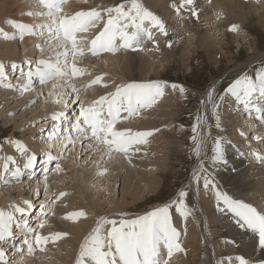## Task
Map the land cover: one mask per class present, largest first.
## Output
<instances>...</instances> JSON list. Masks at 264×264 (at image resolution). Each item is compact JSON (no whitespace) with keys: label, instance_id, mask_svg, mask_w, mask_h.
<instances>
[{"label":"bare ground","instance_id":"obj_1","mask_svg":"<svg viewBox=\"0 0 264 264\" xmlns=\"http://www.w3.org/2000/svg\"><path fill=\"white\" fill-rule=\"evenodd\" d=\"M114 1L115 0H74V2L71 1L70 3L67 4V6L64 7V12L69 15H73L78 11L90 10L95 7L106 8L112 5L115 6L116 4H113ZM32 2L37 8H30V7H34ZM142 2L151 11H153L155 14L160 16L161 19L164 20L166 28L168 30V35H164L163 33H160L158 30L153 29L154 38L152 40L145 39V41L140 46L133 48H124L121 46L118 49V52H121L120 53L121 55H116L117 53L116 51L114 52L103 51L101 54L90 55L83 50V55H87V56L82 57V55H78L76 58L78 59L76 60V63L80 66V68L85 70L84 71L85 75L81 76L79 79H76L78 82L84 84L78 86L80 88L79 99L84 98V97L82 98L81 95H84L85 100L88 101L91 99H98L101 96L108 95L109 93H113L115 92L117 87H114L115 90H111L112 89L111 87L116 85L115 84L116 81L117 82L119 81L121 83L119 85L131 84V83L157 82L153 80L154 77L149 73L147 75L143 74L148 68L149 63H151L150 62L151 59L154 60V63H156L158 67L159 66L162 67L160 71L153 69L156 77L162 76L163 73L161 72V70L167 69L166 67L168 66L170 67L173 65L176 66L180 64L187 65L188 61L192 60L196 56L198 50H202L205 53V56H207L210 60H213V63H218L219 60L216 59L217 57L215 58V55H217L218 53L220 54V52L224 53V51L226 54H228L227 50L225 49L228 47V44L225 42L227 40V37L230 38V36L233 35L232 36L233 38H238L236 37L237 35H235V33L228 34L229 27L223 28V23L224 24L226 23V25L229 26L228 17H230L231 19L235 18L234 21L241 22L243 24V27H245L246 23L256 18L258 24L264 27V1L260 5H256V3H260L258 0L252 2L248 1V3L247 1L244 2L242 0H212L211 3H209L207 0H196L199 19L195 17H191L187 12H182L179 15L176 13L175 9L172 7V4L175 3L179 5L181 0H142ZM100 3L103 6H99ZM39 8L40 6L36 3V0H0V30H3L4 33H8L9 35H15L16 38V36H19L18 30L15 27H13L10 21H16L27 25H37L39 23H45L46 18L43 16H38L36 18V16L28 15V13L35 12L37 11V9L38 12L44 11V9L41 8L39 9ZM218 9L225 10V12L227 13V18L223 17L221 19L219 15V12L221 10L218 12ZM180 15H183V17H180ZM214 23L216 24L214 28L215 30H217L216 35L217 36L219 34L222 35L220 38H218L217 41L216 38L214 39L215 34L211 27V24ZM183 25L185 26L186 29L192 31L191 32L192 36L189 38V46L185 45L184 43L185 38L181 36V33L183 32V28H182ZM102 27L103 24H101L96 29H90L89 32L84 33L83 35L84 38H94V34L97 33L99 30H101ZM239 33L243 34L240 31ZM243 35L239 38L240 40L242 38L245 39L246 37H248V34H246V32ZM47 39H48L47 33H45V35L41 37L39 35L36 36V35L26 34L23 37V41H22L23 42L22 45L25 48V51L22 52L23 55H21L19 54L21 52V49L19 48L17 39L16 41L14 40L12 41V39H10L11 40L10 41L9 39L5 38V36L0 35V63H3L5 65L6 73L7 75L9 74L8 79H11L9 81L13 85H16V87H12V88L6 87V89L0 93V102L11 101L10 98L12 97V95L18 93L19 96H21V99L17 100V103H15L16 104L15 107L16 106L19 107L21 103L22 106H27L28 102H31V99L28 98L29 96L31 95L38 96V93L41 91L42 87L37 89L36 91L35 90L32 91L31 93L24 92L23 94L21 93L20 88L18 90L16 89L18 88L17 86L21 85L22 83H25L24 78L20 76V70L23 69L21 67H24V69L27 71L29 67H32V65L33 64L35 65L36 63L35 60H32L34 59L32 55L40 52L39 53L40 55L37 60L39 61L41 59H45L44 57H49V58L51 57L54 59L57 52L62 51L55 49L53 46L54 42L52 41L50 46L48 45L49 48L47 49L43 48V51H41V49L40 50L37 49L39 48L38 47L39 45H42V42L44 44L47 43L46 41H50ZM181 43L183 44V46L180 45ZM256 47H257L256 44H254L252 46V49L255 50ZM193 49L196 50L193 51ZM257 52L259 53V51ZM102 54L105 55L100 56ZM262 55L264 57V52L258 55H254V56L252 55V57L246 60L243 64L241 65L238 64L237 69L247 71L249 68L252 67L253 63L256 60H258V57ZM96 56H100V57L94 58ZM220 56L222 55L220 54ZM30 59L32 61H30ZM84 59L85 60L87 59L94 66L88 67L90 66L88 65L85 67L83 66V64L82 65L79 64V61L81 62ZM29 62L32 63L29 64ZM227 63L229 64L230 61ZM13 64L18 65L19 67L14 70L12 68ZM87 71L88 72L90 71L88 75L86 74L88 73ZM97 77L100 78V82L97 84H91V82L95 80ZM76 80H73L72 82L75 83ZM111 81L113 84L109 86ZM110 90L112 92H109ZM186 90L188 89L186 88ZM48 91H49V87L43 86V94ZM219 91H220V85L216 83V86H214V88L209 92V94H211L212 97L211 100L208 99V103H207L209 114L211 113V106L216 103V99ZM178 94H179L178 90H173L172 88H170V86H167L164 89V95L160 97L153 106L149 108L141 109L139 114L135 115L132 119H130L131 121L127 122L124 126L122 122L118 123V127L123 126L120 129L130 128L134 132L147 131V132H151L152 135L146 137V141H147L146 143L134 145L130 149L127 155L113 152L111 158H108L107 156H103L102 161L105 162L104 164L105 168L107 166H110V168L112 167L113 170H116V168H121V165H123L124 168L127 169V173L124 178L123 199L121 200V202H117V204L113 206H111L112 203H110L111 208L107 210L106 213H101L94 210L93 207L95 206V204H97L96 206L99 207L98 204L100 202V199L99 197L94 199L93 198L94 192L92 191L93 189H91V187H85L86 185L85 177H87L89 180V178H91L90 175L91 172L88 171L80 172V170L76 168L77 166L71 168L69 171L70 173H68V178L71 181L69 184H67L65 180L64 181L62 180L63 182H65L66 187L70 189V193H67V191H65V188L60 190V186H61L59 185L60 183L59 184L57 183L59 186L57 187L58 188L57 192L51 193L50 187H48L47 192L45 191L39 192V194H41L42 192L44 193V200L46 201L48 199L49 203H51L52 200H54L57 196H59V193L61 192L67 193L66 196L61 198L62 200L60 199L52 204L54 207V210L52 211H54V213L52 212L53 214H50L46 217L47 223L46 226L42 229V233L46 236H49L57 232H63V233L67 232L70 234V236L68 238V235H65L64 237L60 238L59 240H62L63 242L61 241L62 243L59 244V245L62 244V246L59 247L60 249L59 248L57 249L59 251L56 250V252L52 254H48L46 258H45L46 252L54 251L53 248L55 247L56 241L48 242L46 245H44L45 250L47 248L49 250L47 249L46 252L45 250L41 251L37 255V258L40 259L37 258L34 259L33 264H48L47 261L48 258L50 257L58 259L59 263L62 262V264L65 263L76 264L79 258L81 245L83 244L85 238L88 237L93 232V229L96 228L98 222L101 220L102 217L109 216L110 220L112 219L120 220L119 219L120 217L118 218V216H121V214H130L136 211L127 208H133L137 206L138 204L137 202L141 198L142 199L144 198L143 200H147L146 198L147 194L139 196L140 188L138 187V184L141 181H145V183H147L146 186L148 189L146 192L150 193L147 196L151 195L152 192L157 193L160 190L161 186L165 183V181H163V178L167 175L168 172L171 173V170L176 169L175 167L178 165V164L176 165V160L179 153V147H178V143L168 135L169 132L162 131V133L159 134L160 131L157 129L164 124L171 125L172 123H174L172 122L173 120H175L174 118L169 119L167 122L164 121L163 119L165 118L166 115H170V114H172V117H174L176 115V112L181 109L182 103L175 102V98L177 97ZM209 94L207 98L209 97ZM227 94L230 97L231 95L230 93L227 92L224 94L225 95L224 97L228 100L229 105L222 103L223 105L218 111L221 130L219 131L218 127H215L214 130H216V133L215 134L211 133L208 135L206 139V144L204 145V150L207 149L211 155L212 149L214 147L213 145L211 149L210 147L211 143H213L214 139L216 138H222L225 144L226 155L228 157L229 164L227 168L223 167L225 169L224 171H220V169H218V172L217 171L214 172L216 181L218 182V187L221 189V191L227 192V194L230 195L232 198L242 200L245 203H250L254 207L261 209L264 208V162L255 159V160H250L251 161V162L249 161L250 165L249 164L247 165V162L241 160V155L239 153H243L244 151L246 154H248V152H251V154H254L255 156V154L258 153L256 150L248 151L247 149H251V148L264 149V125H261L263 127H258V126L253 127V131L256 134H258L259 137H261V140L255 141L253 145L250 146L249 144L246 145L242 144L241 141L243 140V136L247 137L246 141L248 143H252L250 140L251 136H247V133L251 132L250 128L252 125H249L248 120H246L243 125L245 127L240 126L238 129L235 127V126L238 127L236 123L237 122L240 123L242 117L240 113L236 111L234 105L235 104L234 99L232 97L230 98ZM43 99H44L43 105L47 108L58 104V103L55 104L53 99L51 98L47 99L43 97ZM241 107L245 112L243 105H241ZM61 111L64 110H61V108L59 107L49 109L45 114L48 115V117L44 119V122L38 124H40V127H42L43 123L45 124L47 119H52V116L54 114ZM37 114L38 113L31 114L30 117L24 114L26 117H28V120H24V122L29 123L30 125L33 124L32 121L34 119L33 118L31 119V117ZM24 115L19 116L18 118L15 119V123L19 124L20 127L22 126V123L21 122L17 123V122L18 120L25 117ZM1 118L2 117H0V119ZM4 124L7 125V122L4 121ZM36 127L31 126V129L27 128V131L30 132L29 135L35 133L34 131ZM235 133H237L236 137H235ZM241 133H243V135H241ZM29 141H31L30 143H37V141L28 139L27 142ZM50 141L52 143V145L50 146L53 147V145H55L54 147L56 149H59L60 151V148L58 147L56 142L52 140ZM227 141H231L232 145L227 144ZM83 145L86 150V152L83 155H86L88 151L92 150V148L88 147V142L86 140L83 142V144L77 143L75 147L71 146L70 151L74 153L77 148L78 149L80 147L82 148ZM0 147L3 148V150L0 152V157L12 156L16 153L15 150L16 147L15 149H13L11 146L5 147V145H2ZM48 149L50 150L48 152L51 153L53 152L51 151L52 148H48ZM237 149L239 150V152L237 151ZM144 150L145 151L154 150L155 153L154 157H150L149 152H144ZM102 154H103V149H101L95 155V158L93 160L96 162L97 168H99V164L97 160L102 159L101 158ZM261 155H264V152H262ZM42 157L40 158L39 161L42 160ZM87 158L88 157L85 158L86 159L85 161H88ZM150 159L153 160L155 159L161 162H158L157 165L154 161L151 162ZM20 161H21L20 166L22 167V164L26 162L25 157H24V161L23 160ZM0 162L2 165L4 164V161L2 159H0ZM196 162L198 163L197 164L195 163L193 165V170H192L193 172L196 171L199 167L200 157H197ZM150 164H156L157 167L155 166L156 168H154L149 172L147 170L145 171L147 167L149 168L151 166ZM182 164L183 163H181V166ZM237 165L240 167L236 169ZM251 168H254L260 172L250 175L249 170ZM111 176L117 177V174L112 173ZM136 176L140 178L136 179L133 188L130 190L129 189L130 184L132 183L134 178H136ZM231 176H233L232 181L230 180L231 181L230 183H226L229 177ZM63 178L64 177H62V179ZM256 178H258V180H255ZM58 179L54 181H58ZM34 181L36 182H34V184H32L31 186L27 183V181L21 182L20 183L21 185L20 184L18 186L16 185V187L14 188V192H18L19 194L18 198L16 199L12 198V193L14 192H11L9 188L0 190V209L9 210L10 205L18 203L16 200H20L21 202H23L24 200H28L26 198V195L24 194L26 189L30 191V193L32 192V194L37 195V190H39L38 187L39 181H37V179H35ZM102 181L99 180L96 186L97 187L96 189H98L100 192L103 191V186H104L101 183ZM201 183L203 185V181L202 182L200 181V184ZM194 184L195 182L193 181V174H192L188 185L190 186L189 187L190 191L188 190L189 192H188V196L186 197V203L189 205L193 214L189 215L187 220L183 219V221L181 218L182 216L180 214H176V216L173 215L174 217H172L173 223L178 226V230L181 233L180 242L182 247L185 249V251L175 253L171 258L170 264H214L215 262L218 261L220 262V258H222L221 261H224L227 257L233 255L235 251L237 255H245L246 258H251L254 260L264 259V252H262V250L259 247L253 246L254 238L250 237V234L246 232L244 229H240L238 226H236L234 221L229 218V215H225L218 211L216 193H214L215 194L214 200L212 199V197L210 199L208 197L206 201L205 197L201 198L198 197V195L193 194L194 192L193 190L195 187L193 186ZM220 184L222 185V187ZM2 187H3V182L0 181V189H2ZM196 187L198 188V186ZM195 190L198 191L196 188ZM87 191L88 193H86ZM213 191L215 192L214 189ZM84 194L86 196H83ZM129 197L133 200L132 204H130L129 202ZM38 200L37 202H41V200L43 199L41 200L38 199ZM209 200L212 201L210 207L208 206ZM66 202H69L68 208L65 206ZM35 207L32 211L37 213ZM100 207L103 209L102 202L100 204ZM76 209L83 210V212L86 213V218L81 220L79 219L78 223L70 224L72 220L66 219L68 214H64V213ZM174 211L175 209L172 210V213ZM132 216L134 217V215ZM133 217H131V219H133ZM121 218H126V216ZM50 224H53L52 225L53 227L51 226L52 227L51 229L49 228ZM209 225H211L212 227L211 238L213 241L206 240L207 230ZM106 226L107 228H109L111 225H106ZM14 231L16 230L14 229ZM17 236L19 237L16 242L20 240L22 241L21 243H23V239L25 238L23 234L17 232L16 237ZM232 241L235 242L233 245L231 243ZM15 246L11 247L8 241L7 245L5 246V250L9 248V251L13 250L14 252L12 255H17L18 252L15 250L16 248ZM65 246L67 248H70V251L66 252V254L62 253L64 251H67V250H63V247ZM12 255L9 253V256ZM15 257H14V262H12V264H23L25 262L24 254H22L18 259Z\"/></svg>","mask_w":264,"mask_h":264},{"label":"snow or ice","instance_id":"obj_2","mask_svg":"<svg viewBox=\"0 0 264 264\" xmlns=\"http://www.w3.org/2000/svg\"><path fill=\"white\" fill-rule=\"evenodd\" d=\"M66 2L67 0H36L44 11L30 12L28 15L43 16L46 18L45 23L27 25L10 21L18 30L20 39H23L26 34L43 36L46 32L48 40L54 42V48L62 50L57 52L54 59L51 57L41 59L35 63L34 68L29 67L27 71L20 70V76L26 80L19 86L22 94L34 91V81H38L41 86L49 87L48 97L54 98L56 103L65 108L69 106L72 99L70 93H76L75 99L79 100V89L72 81L74 77L83 75L85 71L76 64L77 56L83 55L81 45L86 42L82 34L89 32L90 29L98 28L101 24L103 27L94 34V38L90 41L94 55L103 51L114 52L121 46L124 48L138 47L145 39L154 38L153 29L168 35L164 20L151 11L142 0H125L113 7H95L78 11L73 15L64 12L63 5ZM172 7L178 15L187 12L191 17L199 19L196 0H181L179 5L173 3ZM237 27L232 25L230 30L236 31ZM0 35L7 39L15 38V35L4 33L3 30H0ZM38 47L43 51L42 45ZM18 67L16 64L12 65L14 70ZM99 82L100 78L97 77L91 84ZM0 86L16 87L8 80L3 63H0ZM167 86L165 82L159 81L118 86L115 92L101 96L87 107H84L81 102L80 111L74 117H70L65 111L58 112L52 116L57 123L49 132L48 139L55 141L61 151L66 150L69 145L75 147L77 143L83 144L86 140L88 147L93 151L103 149L102 159L103 156L111 158L113 152L127 155L134 145L146 143V137L151 136L152 133L134 132L130 128L120 129L118 122L121 119L126 120L138 115L141 109L153 106L164 95V89ZM171 88L178 90L181 94L186 91L183 86L177 84H172ZM226 92L234 96L249 115L256 113L257 119L264 123V105L261 104L264 100V62L254 73L245 71L238 76ZM42 95L43 87L38 93V96ZM211 98L209 94L208 99L211 100ZM218 98L223 99L222 96ZM217 107L218 105L214 104V109ZM122 113L126 115L122 117ZM216 119V127L219 128V115ZM201 131L202 117L197 116L196 125L192 128L194 135L191 139L193 152L200 157V164L193 172V181L198 186L202 180L204 189H215L218 211L229 215L236 226L248 232L250 237H254L253 246L259 247L264 252V208L258 209L250 203L234 199L227 192L221 191L214 172L221 167L227 168L229 164L225 144L222 138L214 139L212 154L207 156L204 151L206 139L200 135ZM260 138L257 137V139ZM9 143L15 144L21 157H26V162L21 167L12 156L0 157L4 161V171L0 173V181L8 185L11 180L20 182L25 175L28 179H32L36 175L33 169L38 159L37 154H29L28 147L19 140L9 141ZM227 144H231V141H227ZM237 151L239 152L238 149ZM239 154L244 155V153ZM255 155L257 159L264 162V155L258 153ZM44 156L46 164H51L58 159L51 152H45ZM206 156L212 171L205 166ZM9 164L17 166L11 170ZM56 170L63 171L59 163L56 164ZM106 173L105 168L100 174ZM45 181H47V176H45ZM44 191H48L47 182ZM37 195H39V190H37ZM66 195L67 193L61 192L55 199ZM187 196L188 191L181 189L175 200L134 219L121 218L117 221L102 217L81 245L76 264H170L175 253L185 251L180 242L181 233L173 225L172 210L175 209L187 220L188 216L193 214L186 203ZM53 203L55 200L47 205L40 204L42 215L37 228L32 227L27 218L30 210L35 207L31 200H24L22 204H12L9 210L0 209V264H12V261L7 258L5 246L9 240L16 238L14 227L24 235L23 243L27 246L29 253L34 251L36 245L41 246L43 251L45 250L43 246L48 242H55L67 235L63 232L49 236L40 233V229L46 226V217L53 214L51 212ZM124 215L126 214H121L122 217ZM84 216H86L85 212L76 211L69 213L66 219L75 220ZM105 225H111L106 234ZM30 234L31 239L28 238ZM20 254H23V249ZM218 264H264V259L254 260L246 258L245 255H238L229 256Z\"/></svg>","mask_w":264,"mask_h":264},{"label":"rangeland","instance_id":"obj_3","mask_svg":"<svg viewBox=\"0 0 264 264\" xmlns=\"http://www.w3.org/2000/svg\"><path fill=\"white\" fill-rule=\"evenodd\" d=\"M207 1L209 3L212 2V0L211 1L207 0ZM242 1H244V2L247 1V3H248V1L252 2V1H256V0H242ZM258 1L260 3H256V5H260L264 0H258ZM121 2L123 3V2H125V0H115L113 2V4H118V3H121ZM32 4H33L34 7H30V8H37V7H35L33 2H32ZM99 6H103V5L100 3ZM112 6H108V7H112ZM220 10L224 11V12H221ZM35 12H38V9ZM218 12H219V15H220L221 19L223 17L227 18V13L225 12V10L218 9ZM37 17H38V15H36V18ZM180 17H183V15H180ZM228 19H229V21H228L229 26H227L226 23L225 24L223 23V28L224 27H229V30H228L229 33L228 34H234L235 33V35H237L236 37H238V38H233L232 37L233 35H231L230 38L227 37V40L225 42L228 44V47L225 48V49L227 50L228 54H226L225 51H224V53L220 52V54L222 56H220L219 53L217 55H215V58L217 57L216 59L219 60L218 63H213V60H210L207 56H205V53L202 50H198V52L196 53V56L192 60L188 61L187 65L180 64V65H176V66L175 65L170 66V67L168 66V67H166L167 69L161 70V72L163 73L162 76H157L156 77V75L154 74L153 69L160 71V69L162 67L159 66L160 67L159 68L156 65V63H154V60H152V59L150 60L151 63H149V65H148L149 69L147 68L146 71H145L146 73L145 72L143 73L144 75H147L149 73L150 75H152L154 77L153 80L160 81V82H165L166 84H168V86H170V88H171L172 84H177V85L183 86L185 88V90H186V88L188 89L183 94H181L179 92V94L175 98V102L176 103H182V107H181L180 110H178L176 112V115L174 117H172V114L166 115L165 118L163 119L164 121L167 122L169 119L174 118L175 120H173V121L171 120L174 123L170 122V123H172L171 125L164 124V125L160 126L157 129V130L160 131V132L158 131L159 134L162 133V131L169 132L168 135L171 138H173L178 143L179 153H178V156H177L176 165L178 164L179 166L177 165L175 167L176 169L171 170V173L175 171L174 173H172V174L170 172L167 173V175L163 178V181H165V183L161 186L160 190L157 193H153L152 192L151 195L147 196L148 194H150V193L146 192L147 189H148L147 186H146L147 183H145V181H141L138 184V187L140 188L139 189V194H140L139 196L147 194L146 195L147 200H143L144 198L143 199L141 198L140 200H138L137 206H135L133 208H127V209L136 210V211H134L133 213L124 215L123 217L126 216V218H124V219H131V217H133L132 215H134V217L136 218V217H138L140 215L145 214L148 211L153 210L154 208H156V206L159 207V206H161V204L163 205L165 203H168L170 201L175 200L177 195H178V193H179V191L181 189H183V188L185 190L187 189V191L188 190L190 191V188H189L190 186H188V185H189V181L191 179V176L193 174L192 173L193 172L192 171L193 170V165L195 163L196 164L198 163V162H196L197 161V156L193 152V141L191 139L192 136L194 135L193 132H192V128H193V126L196 125L197 116L202 117V131L200 132V135H202L203 137H205V139H207L209 134H211V133L215 134L216 130H214V128L216 127V124H217L216 116L219 114L218 111L220 110L221 106L223 105L222 103H225V104L229 105L228 100L224 97L225 96L224 94L226 93V90L229 87L228 85H230L238 76L242 75L246 71V70L237 69L238 68L237 65L238 64L239 65L243 64L246 60H248L250 57H252V55L253 56L254 55H258V54H261V53L264 52V27L262 25L258 24L256 18H254L251 21H249L248 23H246L245 27H243V24L241 22L234 21L235 18L231 19L230 17H228ZM235 23L236 24L238 23L237 24L238 27H237L236 32L230 30L232 25H236ZM39 24H41V23H39ZM39 24H37V25H39ZM215 25H216L215 23L211 24V27H212V30L214 31L215 36H216V37L214 36V39L216 38V41H217L218 38H220L222 35L221 34H219L218 36L216 35L217 34L216 33L217 30L214 29ZM182 28H183V32L181 33V36H183L185 38L184 39L185 45L189 46V38L192 36L191 35L192 31L186 29L184 25H183ZM238 30L240 32H242L243 34L246 32V34H248V37H246L245 39L242 38L240 40L239 38L243 34L239 33ZM36 36H38V35H36ZM39 36L41 37V35H39ZM249 36H251V37H249ZM16 39L18 41L17 43L19 44V48L21 49V52L19 54L23 55L22 52L25 51V48L22 45L23 44V42H22L23 39H20L19 36H16V38L12 39V41L13 40L16 41ZM236 40H239V41H236ZM50 44H51V41H47V43H44V44L42 42V46L45 49L49 48ZM254 44H256V46H257L255 50L252 49V46ZM180 45L183 46L182 43ZM37 49L40 50V47L37 48ZM194 50H196V49H193V51ZM257 51H259V53ZM39 53H35L34 55H32L34 57V59H32V60H35V62H37L38 57L40 55ZM120 53L121 52L117 51L116 55H121ZM103 55H105V54H102L100 56H103ZM116 55H114V56H116ZM85 56H87V55H82V57H85ZM100 56H96L94 58H97V57H100ZM44 58L46 59V58H49V57H44ZM228 59H230V60H228ZM32 60L30 59V61H32ZM76 60H78V59H76ZM15 61H17V60H15ZM229 61H230V63L228 64L227 62H229ZM17 62H19V61H17ZM262 62H264L263 55L258 57V60H256L253 63L252 67L249 68L247 71L249 73H254L256 70H258V67L261 65ZM79 64H81V65L83 64V66H85V67L88 66V65H90L88 67H93L94 66L87 59L86 60L84 59L81 62L79 61ZM89 72L86 73V74L88 75ZM8 80H11V79H8ZM216 83L218 85H220V91L218 92V96H217L216 103H215L216 105H218V107L214 109V104H213L211 106V113L209 114V109H208V105H207V103H208L207 96H208L209 92L214 88V86H216ZM112 84L113 83L111 81L109 86H111ZM115 84H114L115 86L111 87L112 88L111 90H115L114 87L127 85V84L119 85V84H121L119 81L118 82L116 81ZM75 85H76V87L78 89H80L78 86L84 85V84L81 83V82H78L76 80L75 81ZM19 86H17L18 88L16 90H18L20 88ZM41 87H43V86L39 85V83L37 85H34L35 91L37 89L41 88ZM225 88H226V90H225ZM5 89H6V87L0 86V93L3 92V90H5ZM85 90H87V89H85ZM111 90L109 92H111ZM31 92L32 91H29L27 93H31ZM76 95H77L76 93L75 94L74 93H70V96H71L72 99H71V101L69 103V106L67 108L71 107V102L73 101V97L74 96L76 97ZM78 95H79V93H78ZM32 96L33 95L28 97V98L31 99V102H28L27 106H22V103H21L19 107L18 106L15 107V105H16L15 103H17V100L21 99V96H19L18 93L12 95V97L10 98L11 101H7V102L2 101V102H0V117H2L0 119V144H1L0 146H2V145H5V147L11 146L13 149H15V144L9 143V145H8V142L9 141H17V140H19V141H21L23 144H25L28 147L29 154L37 152V153H40L41 155L43 154L42 156L44 157V152L50 151V150L44 145V142H43L44 139L41 138L43 136H40V135L43 134V130L40 131V128H39L40 124H38V123L44 122V119H46L48 117V115H45V114H46V112L49 109L59 107V108H61V110L67 111V108H65L61 104H56V101H55L54 98L48 97V92H45L42 96L44 98H47V99H50V98L53 99L54 103L56 104L55 106H51V107L47 108V107H45L43 105L44 99H43L42 96H33L34 98ZM221 96L223 97V99H219L218 98V97H221ZM81 97L82 98L84 97L83 99H81L82 102H87L85 100V96L84 95H81ZM231 97L235 101L234 105H235L236 111L238 113H240V115L242 117L241 122L240 123H238V122L236 123V125H238V127L237 126H235V127L237 129L240 126L241 127H245L243 125H244V122L246 120H248L249 125H252L251 128H250L251 132L247 133V136H251L250 140H251L252 143H248L246 141L247 137H245V136H243V140L241 142H242V144H245V145L246 144H249V146L253 145V143L255 141L261 140V138L257 139V137H259V136H258V134H256L253 131V127H255V126L263 127V126H261L259 121H256L254 119L252 120L250 117L246 116L245 113H243L244 111H243V109L241 107L242 104H239L235 100L236 98L234 96L231 95ZM33 101H36V102L33 103ZM13 105H14V108H13ZM35 113H38V114L31 117V119L32 118L34 119L32 121L33 124L30 125L29 123H25L24 122V120H28V117H30L31 114H35ZM67 113L69 114L70 117L72 116L71 115L72 113H69V112H67ZM24 114L26 116H28V117H26ZM23 115L25 117H23L22 119L18 120V122H17V123H20V122L22 123V126L20 127L19 124L15 123V119L18 118L19 116H23ZM52 120L53 119H47L45 124H47L48 122H51ZM4 121L7 122V125L4 124ZM256 122L257 123L259 122V123L257 124ZM8 124H9V126H8ZM31 126H34V127L38 126V127L35 128V131H34L35 133L29 135L30 132L27 131V128L31 129ZM220 128H221V126L218 128L219 131L221 130ZM236 134L237 133H235V137L237 136ZM219 136H222V135H219ZM28 139L29 140H33V141H37V143H30L31 141L27 142ZM6 141H8V142H6ZM5 143L7 144V146H6ZM12 144H13L14 147L12 146ZM213 145H214V143H211V145H210L211 149H212ZM229 145H232V143L229 144ZM245 145H243V146H245ZM1 148L2 147H0V149ZM2 150H3V148L0 150V152ZM15 150H16V153L14 154L15 156L12 155V157H14L16 159L17 163L20 165L21 164L20 160L24 161V157H21L19 152H17V149H15ZM70 150H71V147L69 146L66 149L65 152H61L58 149H56V151H53L54 153L52 152L55 156L58 157V159L56 161L54 160L53 162H60L61 164H63V168L64 169H63V171H60V173L58 174L57 177L54 176V174H52L53 177L48 182V187L51 188L50 189L51 193H54V192L58 191L57 187H59L58 186L59 183H60L59 185H61L60 186V190L65 188V191H67V193H70V189L66 187L65 182H63V181L65 180L67 182V184H69L71 182L69 180V178H68V173H70L69 171H70L71 168H74L75 166H77L76 168L79 169L80 172H82V171L91 172L90 173L91 178H89V180L91 181V184H90V181L88 180V178L85 177V183H86L85 187H91V189H93L92 191L94 192V197L93 198L96 199V198L99 197V199H100V202L98 204L99 207L96 206L97 204H95V206L93 207L95 211L101 212V213H106V211L109 210L111 208V206L117 204V202H121V200L123 199V194H124L123 193L124 192V178H125V175L127 173V169H125L123 165H121V168H116V170H113L112 167L110 168V166H107L106 167L107 173L102 175L100 173L103 171V169H105V165H104L105 162L102 161L103 159H98L97 162L99 164V168H97L96 167V162L93 161L94 158H95V155L99 151L91 150V151H88L86 155H83L86 152V150L84 148V145L82 146V148L81 147L79 149L77 148L74 153L71 152ZM183 150H184V152H183ZM187 150H188V153L190 155L187 153ZM247 150L248 151L256 150L258 152V154H260V155H261L262 152H264V149H262V148L261 149L251 148V149H247ZM204 151L207 153V156H211L207 149L204 150ZM144 152H149V154H150L149 156L150 157H154V155H155L154 150H149V151H147V150L145 151L144 150ZM243 153H244V156H241V160L247 162V165L251 162L250 160H255L256 159V160L260 161L259 159L256 158V155L254 156V154H251V152H248V154H246L243 151ZM202 155H203V153H202ZM207 156L205 157V162H206L205 166L208 167L210 171H212L211 165L207 162ZM86 157H88L87 158L88 161H85ZM40 158H39V160H40ZM25 160H26V157H25ZM39 160H38V162H40ZM180 160H181V162H180ZM150 161L151 162L154 161L157 165H158V162H161V161H158V160H155V159L154 160L150 159ZM182 161H184L185 163L182 162ZM181 163H183L182 166H181ZM156 164H150L151 166L149 168L147 167V169H145V171L147 170L149 172V171L153 170L154 168L157 167ZM16 166H17L16 164H13V165L9 164V168L11 170H14ZM22 166H23V164H22ZM239 167L240 166L237 165L236 169L239 168ZM219 169H220V171H224L225 170L223 167H221ZM3 171H4L3 170V165L0 162V173H3ZM217 172H218V170H217ZM258 172H260V171H257L254 168H251L249 170L250 175H252L254 173H258ZM112 173L117 174V177L111 176ZM5 175H7V174L5 173ZM169 175H170V177H169ZM58 177H59V179H58ZM62 177H64V178L62 179ZM232 177L233 176L229 177V179H228V181L226 183H230L232 181ZM56 178L58 179L59 182L58 181H54V180H57ZM137 178H140V177L136 176V178H134V180L130 184V187H129L130 190L133 188ZM36 179H37V181L41 180V178H39V177L36 178ZM102 179H103V181H102ZM99 180L102 181L101 183L104 185L102 192H100L98 189H96L97 188L96 187L97 186V182ZM255 180H258V178H256ZM23 181L25 182V181H28V180L25 179V178H22L20 182H16L15 180H13V181H10V184H8V185H5L3 183V187L0 190H4L6 188H9L11 190V192H14V188L16 187V185L18 186ZM34 182H36V181H34ZM34 182H31V183H28V184L31 186L32 184H34ZM201 182H202V180H201ZM195 184L193 185V186H195L194 190H193L194 191L193 194L198 195V197H201V198L205 197L206 201H207L208 197H209V199L212 197V199L214 200V195H215L214 193L215 192L213 191L212 188L204 189V187H202L203 186L202 183L200 185H198V188H197L196 187L197 185H195ZM221 187H222V185H221ZM195 188L198 189V191H196ZM202 188H203V190H202ZM195 191H196V193H195ZM198 192H200V193H198ZM86 193H88V191ZM24 194L26 195V198L28 200H31L34 204H36L38 199H40V200L43 199L42 194L44 195V193L42 192L41 194H39L40 196L39 195L37 196L35 194H32V192L30 193V191H28L27 189L25 190ZM199 194H200V196H199ZM18 196H19L18 192L12 193V198L16 199V198H18ZM41 196H42V198H41ZM83 196H86V195L84 194ZM60 199H56V200L54 199V200L56 202V201H58ZM16 201L18 203H20V204L22 203L20 200H16ZM52 201H51V203H52ZM132 201L133 200L129 197L130 204H132ZM101 202L103 203V209L100 207ZM211 202H212L211 200L208 201V206L209 207L211 206ZM110 203H112L111 206H110ZM65 206L68 208L69 202H66ZM33 209H31V210H33ZM64 209H66V208H64ZM76 211H83V210H80V209L71 210V211L66 212L64 214H69V213L76 212ZM51 212L54 213V211H51ZM176 214H180V213L179 212L177 213V211H174L172 213V217L176 216ZM127 215H128V217H127ZM121 217L122 216H118L119 219H121ZM134 217H133V219H134ZM85 218H86V216L80 217V218L75 219V220H72L70 222V224L78 223L79 219L81 220V219H85ZM106 218L109 219V216H107ZM181 218H182V221H183L184 218L183 217H181ZM117 221H119V220H117ZM52 225L53 224L49 225L50 229L53 227ZM173 225L178 230V226L175 225L174 223H173ZM110 227L107 228V226L105 225L104 226V232L105 231L107 232L110 229ZM67 235H68V238H69L70 234L67 233ZM211 236H212V227H211V225H209L208 230H207V238H206V240L207 241H213ZM61 241L62 240H58V241L55 242L56 244H55V247L53 248L54 249L53 252H50V251L46 252L47 250L45 251L46 252L45 258L47 257L48 254H52V253L56 252V250L60 246H62V244L59 245L60 243L63 242V241L62 242ZM231 243L233 245L235 242L233 243V241H232ZM63 250H67V251L62 252L64 254H66V252L70 251V248H67L65 246V247H63ZM57 251H59V250H57ZM13 253L14 252H10L11 255ZM19 254L20 253H18L17 255H14V256H16L15 258L18 259L21 256ZM236 255L237 254H236V251H235L233 253V255H231V256L234 257ZM37 259H40V258H37ZM221 259L222 258H220V261H221ZM47 262H48V264H62V262L59 263L58 259H55V258H52V257L48 258ZM218 262H215V263L213 262V263L217 264Z\"/></svg>","mask_w":264,"mask_h":264}]
</instances>
